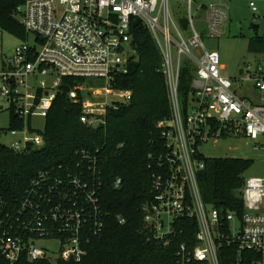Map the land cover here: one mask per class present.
<instances>
[{"label":"built area","instance_id":"built-area-1","mask_svg":"<svg viewBox=\"0 0 264 264\" xmlns=\"http://www.w3.org/2000/svg\"><path fill=\"white\" fill-rule=\"evenodd\" d=\"M255 1L250 0L254 13ZM194 2L173 0L176 16L172 0H25L17 14L27 40L3 58L0 70V113L6 108L22 124L9 129L13 141L8 147L20 153L45 147V127L38 129L33 121L42 118L46 126L63 84L70 87L67 97L82 104L81 122L105 126L107 109L132 98L111 84L128 73L136 56L133 24L140 19L160 50L173 109L172 119L158 124L166 153L153 158L158 172L152 197L141 207L147 234L170 248L183 234L180 223L193 219L195 243L178 244L176 264H225V248L236 250L229 264H264V176L246 178L241 216L207 205L197 180L205 168L199 147L211 140L240 137L264 161V70L247 66L246 79L226 77L220 53L208 49L205 40L225 34L228 13L217 2L201 6L206 13L201 31L195 26ZM186 61L195 71L185 108L179 90ZM76 154L80 160L73 166L39 172L18 202L0 199V253L10 264L23 258L80 263L91 240L104 232L98 151ZM121 183L117 179L116 187ZM47 242H57L58 250L40 245Z\"/></svg>","mask_w":264,"mask_h":264},{"label":"trees","instance_id":"trees-1","mask_svg":"<svg viewBox=\"0 0 264 264\" xmlns=\"http://www.w3.org/2000/svg\"><path fill=\"white\" fill-rule=\"evenodd\" d=\"M25 0H0V31L21 40L27 33L20 22L17 9ZM185 26L186 23L183 22ZM136 56L128 63V73L115 76L111 88L129 91L128 102L115 103L107 109L106 125L96 130L80 120L82 104L74 103L59 94L46 120L43 149L26 153L0 145V199L18 202L39 172L73 166L80 160L77 151L97 153L102 172L101 200L105 229L88 245V256L80 263L30 262L26 258L16 264H176L178 244L194 245L198 226L193 219H185L183 234L178 235L170 248L147 234L141 207L152 197L153 175L158 156L164 155L160 122L172 119V103L166 78L161 70L160 50L149 31L139 25L133 30ZM250 52H264V37L250 40ZM195 68L185 62L180 78V98L186 108L192 94ZM72 85V81L64 80ZM82 98V93H79ZM11 117L10 129L21 127ZM205 168L197 180L204 202L223 214L242 215L244 210L240 190L245 173L254 162L248 159L201 155ZM117 179L122 183L116 187ZM124 219V224L119 219ZM236 250L225 248L224 261L231 260ZM225 263V264H227ZM0 264H10L0 253Z\"/></svg>","mask_w":264,"mask_h":264},{"label":"rangeland","instance_id":"rangeland-1","mask_svg":"<svg viewBox=\"0 0 264 264\" xmlns=\"http://www.w3.org/2000/svg\"><path fill=\"white\" fill-rule=\"evenodd\" d=\"M216 0H195L192 11L194 14L195 26L198 30H206L203 24L206 13L200 10L203 4H210ZM230 12V19L225 22V34L216 40L206 39L205 43L208 49L218 51L221 55L222 64L225 67L224 75L230 79H246V68L251 66L253 70L259 67L264 70V52H250V40L255 36L264 37V1L256 0L258 12L254 13L249 7L250 0H227ZM175 14L179 8L173 3ZM184 7V6H183ZM184 10L185 7H184ZM185 12V11H183ZM182 12V13H183ZM180 13V14H182ZM225 28V26L223 27ZM34 36L30 37V43H34ZM22 41L0 31V70L2 67V58L12 57L15 50L22 45ZM3 57L1 58V55ZM102 86V82H98ZM0 87L2 81L0 80ZM247 94V90L245 95ZM244 95V94H240ZM111 101H118V98H111ZM10 112L0 113V129L5 132L0 133V145L10 146L13 138L9 135L10 129ZM34 127L44 129L45 120L37 118L33 121ZM200 153L206 158L233 157L252 160L253 166L245 173V178H254L264 176L263 155L252 149V144L240 137H228L225 139L211 140L199 147ZM42 247L49 250H58L57 242L41 243Z\"/></svg>","mask_w":264,"mask_h":264},{"label":"water","instance_id":"water-1","mask_svg":"<svg viewBox=\"0 0 264 264\" xmlns=\"http://www.w3.org/2000/svg\"><path fill=\"white\" fill-rule=\"evenodd\" d=\"M140 22H141L140 19L136 20V21L134 22V24H133V27H137V26L140 24ZM59 90L62 92L61 94H62L64 97H67V95H68V93H69V91H70V87H69L68 85L63 84V85H61V86L59 87ZM99 127H100V122L98 121V122L95 123L94 128H95L96 130H98Z\"/></svg>","mask_w":264,"mask_h":264},{"label":"crops","instance_id":"crops-1","mask_svg":"<svg viewBox=\"0 0 264 264\" xmlns=\"http://www.w3.org/2000/svg\"><path fill=\"white\" fill-rule=\"evenodd\" d=\"M215 2H217L218 4H220L223 8L226 9L227 13H228V18L230 19V12H231V9L229 8V5H228V1L227 0H216ZM203 7L206 6V4H203L202 5ZM249 7H250V4H249ZM251 8V7H250ZM205 12V11H204ZM228 19V20H229ZM226 26V25H225ZM257 37V36H255ZM3 60V58H2Z\"/></svg>","mask_w":264,"mask_h":264}]
</instances>
